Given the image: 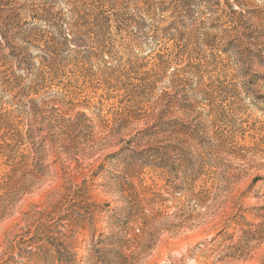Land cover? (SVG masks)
<instances>
[{
  "label": "rangeland",
  "instance_id": "obj_1",
  "mask_svg": "<svg viewBox=\"0 0 264 264\" xmlns=\"http://www.w3.org/2000/svg\"><path fill=\"white\" fill-rule=\"evenodd\" d=\"M49 1L0 0V264H264V0Z\"/></svg>",
  "mask_w": 264,
  "mask_h": 264
},
{
  "label": "trees",
  "instance_id": "obj_2",
  "mask_svg": "<svg viewBox=\"0 0 264 264\" xmlns=\"http://www.w3.org/2000/svg\"><path fill=\"white\" fill-rule=\"evenodd\" d=\"M48 3L54 5L56 2L54 0H50ZM48 3H45V4H48ZM238 3H239L238 0H236V3L234 2L233 4H228V3L226 4V7H227L226 12L230 16H232L233 18H236V16H239V17L243 16V14H244L242 12V10L244 8V5L243 4H238ZM52 11H53V7L52 8H45V5L44 6L43 5H38L37 7L31 8L27 12L28 13L27 14L28 15V19L30 21H32L31 26H34V24L36 22H43V21L46 22V19L48 18V16H51ZM249 13L252 14V13H254V11H250ZM1 20L2 19H1V16H0V29L4 30L3 34L1 33V35H0V44L8 46V45H10L8 32H6V29H5L6 26H4L2 24ZM3 20H5L7 22H10V20H6V18L3 19ZM235 20H237V19H235ZM237 22L238 21H236V23ZM7 25H8V23H7ZM45 140H47V139L45 138ZM7 186L8 185L6 184V187ZM12 187H13V185L11 184V185H9L6 188V190L10 191ZM26 189H27L26 185H24L23 186V190H22L21 193H26L27 192ZM59 198H58V200H55L52 203H49V205L43 211H33L31 213L25 214L27 216V221H26L27 222V226L24 228L25 230H27L26 233H31L32 231H35V230L36 231L43 230L44 234H48V233L51 234L50 230L53 227H54V230L57 231V228L61 227L63 222L69 221L68 214H59V213H57V210L59 209L58 205H57L59 203ZM32 208H34V207H32ZM5 212H6V208L5 207L4 208L0 207V214H2V216L5 215ZM51 215L52 216L56 215L57 216V220L55 221V223L49 225V223H46L44 221V218L50 217ZM18 231H22V228H18V225H16L14 227V230L9 232L6 236L9 239H10V237L13 236V240H14L15 238H17L19 236L18 234H16V232H18ZM58 233H60V232H58ZM38 235H40V233H38ZM63 236H65V235H63ZM39 241H41V240H39ZM9 242H10V240H9ZM27 253H28V257H29L30 261L32 260L31 256L38 258V259H36L35 262L39 261V262L43 263L42 261H44V259H46V258H39V256H36L38 254H35V253H31V252H27ZM44 255L46 256V254H44Z\"/></svg>",
  "mask_w": 264,
  "mask_h": 264
}]
</instances>
